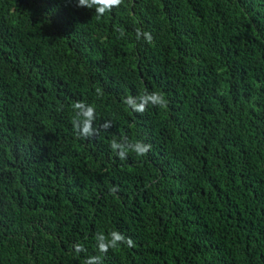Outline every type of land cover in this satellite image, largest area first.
<instances>
[{
    "label": "trees",
    "instance_id": "16d2710c",
    "mask_svg": "<svg viewBox=\"0 0 264 264\" xmlns=\"http://www.w3.org/2000/svg\"><path fill=\"white\" fill-rule=\"evenodd\" d=\"M95 8L0 0V264H264V0ZM114 230L135 246L100 253Z\"/></svg>",
    "mask_w": 264,
    "mask_h": 264
},
{
    "label": "clouds",
    "instance_id": "9594fccd",
    "mask_svg": "<svg viewBox=\"0 0 264 264\" xmlns=\"http://www.w3.org/2000/svg\"><path fill=\"white\" fill-rule=\"evenodd\" d=\"M122 0H77V7H85L92 9L96 6L95 12L98 16H103L106 12L111 11L113 7L121 5ZM123 35V30H121ZM137 39L141 36L144 37L148 43L152 42V35L150 32L136 30ZM130 108L138 113H143L147 106L151 103L159 107H166L167 101L165 96L161 92H151L139 95L137 97L128 96L124 101ZM73 109L76 111V117L72 120L73 129L78 136L85 138L93 136L97 133V129L93 128V121L95 120V108L91 105L86 104L83 101H77L73 104ZM111 126L110 122H105L102 125L103 128L107 129ZM112 151L121 159H126L129 150L134 151L137 156H144L151 150V144H146L142 141L129 142L127 138H123L122 143H118L113 139L110 143ZM117 189L113 188L111 191L115 192ZM110 237V238H109ZM97 244L100 253H107L110 248L115 249L120 244H126L128 247H134V241L130 237H125L119 231H111L106 237L103 234H98ZM76 253L86 251L83 244L74 245ZM85 264H102L100 256H91Z\"/></svg>",
    "mask_w": 264,
    "mask_h": 264
}]
</instances>
